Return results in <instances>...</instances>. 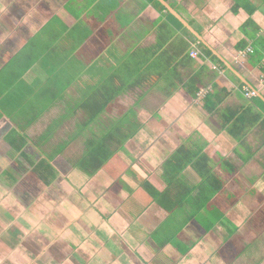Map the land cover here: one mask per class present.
<instances>
[{
	"label": "crops",
	"instance_id": "crops-1",
	"mask_svg": "<svg viewBox=\"0 0 264 264\" xmlns=\"http://www.w3.org/2000/svg\"><path fill=\"white\" fill-rule=\"evenodd\" d=\"M165 2L230 66L149 0H0V264H264V128L224 124L258 112L263 0ZM135 64L88 124L89 92Z\"/></svg>",
	"mask_w": 264,
	"mask_h": 264
},
{
	"label": "trees",
	"instance_id": "trees-1",
	"mask_svg": "<svg viewBox=\"0 0 264 264\" xmlns=\"http://www.w3.org/2000/svg\"><path fill=\"white\" fill-rule=\"evenodd\" d=\"M149 1L154 3V5L156 7H158V8H160L161 11H164L165 16L169 20L172 21L175 30H180V29L183 30V29H185L183 27V25L179 21H177L171 14H169L166 11V9L157 0H149ZM164 1H166V0H164ZM233 1H234V6L232 7V9H233L232 12H236L239 8H244V9L246 8L247 9L250 6V5L245 6L246 0H233ZM241 1H243L242 4H240ZM263 3H264V0H263ZM241 5H244V6H241ZM255 10H256L255 7H251V8L249 7L248 8V14L252 15V13ZM251 22H252V19L248 18V20L245 22V24H244V26L242 28L245 29V27L247 25H250ZM190 24H191V22H190ZM166 25L167 24L164 22L163 27L165 28ZM258 30H259V27H257V31ZM257 31H254L251 35L254 36L257 33ZM169 39H170V37H169ZM178 39H180V42H179L180 48L184 47L186 49V51H187L186 55H184V56L186 58H188V52H190L191 44L188 43V42H184L182 40V38H178ZM167 41H168L167 38H164L163 44H165ZM195 41L198 43V45H199L198 47L202 48V52L208 58L215 60L222 67H224L223 66L224 63L222 61H220L212 53V51L210 49L205 47L202 43L198 42L196 39H195ZM246 44H247L246 41L243 42L238 47L239 50H241V49L245 50ZM238 48H237V50H238ZM163 54H164L163 55V60L165 62L164 63V70H163V67H161L160 62H158V61H157L156 67L159 70H161V68H162V70H163L162 75L164 76V74L167 73V71H168L167 65H169V63L171 61V57L168 56L167 51H166L165 48H164ZM248 57L253 60L254 64H258L261 61L262 54L255 52V49L253 48V53L252 54H248ZM226 61L228 63L232 62L231 59H229V58H227ZM254 64L252 63V65H254ZM132 67L133 68H125V69H120L119 71H115V76H119L118 77L119 85H112V84H109V83L105 82L104 84H100L97 88L93 89L92 92H89V96H87L84 99V103H83V106L85 108H87L88 110H90L91 111L90 113H93V115H91L89 117V119H88V124H90L96 118V117H93V116H97L103 110H105L118 97L119 94H122L123 92L131 90L133 88H138L139 87V82L141 81V79L139 81V77H140V74H143V73H139L140 71H139V69H138L136 64L133 65ZM141 72H143V71H141ZM149 72L150 73H154V72H160V71H158V70H149ZM141 77H143V75H141ZM134 78H135V80H134ZM196 79H194V78L191 79L192 82L189 83V86H188V89H187L188 93L192 97L197 95V93L199 92V88L200 87L206 86L205 84H203L202 82H200V81H198ZM241 86H242L241 92L244 93L245 90L248 87L245 84H243V83L241 84ZM262 94L264 95V93H262ZM252 99H253V102H254L253 106L256 107V110L258 111L257 113L253 112V107L252 106L247 105V107H241L240 108V109H242V113H240L237 117L234 118V116L232 115V117H226L224 119V124L225 125L231 124V126L229 128V130H230L229 132L233 136H236L237 133H240V132L244 131L246 128H248L250 126H253L255 124H260L264 128V101L262 99H260L258 96H254ZM205 108H206V110H211L212 107H210L208 105ZM91 167H92V164H90L88 168H91ZM97 167H98V165L95 166V169Z\"/></svg>",
	"mask_w": 264,
	"mask_h": 264
},
{
	"label": "water",
	"instance_id": "water-1",
	"mask_svg": "<svg viewBox=\"0 0 264 264\" xmlns=\"http://www.w3.org/2000/svg\"><path fill=\"white\" fill-rule=\"evenodd\" d=\"M161 5L165 7V9L173 16L175 17L198 41H200L203 45L208 47L211 51L212 49L209 47V45L202 39V37L192 28L188 25V23L175 11L170 7L164 0H157ZM214 53V51H213ZM215 54V53H214ZM223 63L227 66H230L223 58L220 56H217ZM244 82L247 84V82L244 80ZM260 99L264 101V97L261 95H257Z\"/></svg>",
	"mask_w": 264,
	"mask_h": 264
},
{
	"label": "built area",
	"instance_id": "built-area-1",
	"mask_svg": "<svg viewBox=\"0 0 264 264\" xmlns=\"http://www.w3.org/2000/svg\"><path fill=\"white\" fill-rule=\"evenodd\" d=\"M253 53V48L249 45L244 51H241L238 53V58H244L248 54ZM193 56L196 55V53L191 54ZM260 93H264V76H261L257 79L255 87H252L250 89H246L245 96L247 98H252L254 96H257Z\"/></svg>",
	"mask_w": 264,
	"mask_h": 264
},
{
	"label": "rangeland",
	"instance_id": "rangeland-1",
	"mask_svg": "<svg viewBox=\"0 0 264 264\" xmlns=\"http://www.w3.org/2000/svg\"><path fill=\"white\" fill-rule=\"evenodd\" d=\"M243 3V1H241L240 2V4H242ZM241 6H244V5H241ZM170 7H172V6H170ZM255 8H257L256 6H255ZM261 8V7H260ZM262 9V8H261ZM177 10L178 11H180L181 9L180 8H177ZM160 29V30H159ZM158 30H159V32H160V34H163L164 35V37H168V36H170V35H172V37L175 39L176 38V35L174 34V29H173V27L172 26H168V25H166V27H165V29L164 30H161V28H159ZM198 29V28H197ZM199 31H200V29H198ZM179 32H186V35L187 36H191L189 33H188V31H186L185 29H180V30H178ZM189 34V35H188ZM175 35V36H174ZM192 37V36H191ZM178 38H179V36L175 39V41H178ZM63 56V55H62ZM85 68L87 67V65H85L84 66ZM167 75H166V77H172L173 76V72H170V70H168L167 71Z\"/></svg>",
	"mask_w": 264,
	"mask_h": 264
},
{
	"label": "flooded vegetation",
	"instance_id": "flooded-vegetation-1",
	"mask_svg": "<svg viewBox=\"0 0 264 264\" xmlns=\"http://www.w3.org/2000/svg\"><path fill=\"white\" fill-rule=\"evenodd\" d=\"M163 6V5H162ZM170 6V5H169ZM164 7V6H163ZM165 8V7H164ZM172 9L173 10H175L173 7H172ZM167 11V10H166ZM176 11V10H175ZM164 12V11H163ZM168 12V11H167ZM169 13V12H168ZM170 14V13H169ZM175 18V17H174ZM176 19V18H175ZM177 20V19H176ZM178 21V20H177ZM186 21V20H185ZM187 22V21H186ZM188 23V25L190 26V27H192V24H190V22H187ZM184 27V26H183ZM185 28V27H184ZM193 28V27H192ZM185 30L186 31H188L186 28H185ZM195 31H196V29H194ZM197 32V31H196ZM188 33H189V31H188ZM198 33V32H197ZM201 43V42H200ZM198 95V94H197Z\"/></svg>",
	"mask_w": 264,
	"mask_h": 264
}]
</instances>
